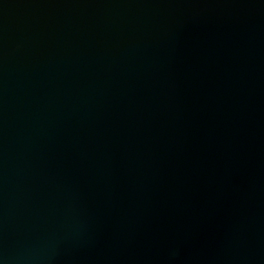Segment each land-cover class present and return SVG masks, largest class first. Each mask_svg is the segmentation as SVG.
Masks as SVG:
<instances>
[{"label": "water", "instance_id": "obj_1", "mask_svg": "<svg viewBox=\"0 0 264 264\" xmlns=\"http://www.w3.org/2000/svg\"><path fill=\"white\" fill-rule=\"evenodd\" d=\"M0 264H264V0H0Z\"/></svg>", "mask_w": 264, "mask_h": 264}]
</instances>
